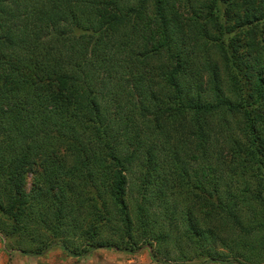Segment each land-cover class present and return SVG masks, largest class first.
<instances>
[{
	"label": "trees",
	"instance_id": "obj_1",
	"mask_svg": "<svg viewBox=\"0 0 264 264\" xmlns=\"http://www.w3.org/2000/svg\"><path fill=\"white\" fill-rule=\"evenodd\" d=\"M0 235L264 264V0H0Z\"/></svg>",
	"mask_w": 264,
	"mask_h": 264
},
{
	"label": "rangeland",
	"instance_id": "obj_2",
	"mask_svg": "<svg viewBox=\"0 0 264 264\" xmlns=\"http://www.w3.org/2000/svg\"><path fill=\"white\" fill-rule=\"evenodd\" d=\"M148 252L147 249H142L140 253L130 255L115 250L100 249L88 258H91L97 264H101L102 262L103 264H113L114 258H117V261L120 262L125 259H132L133 262L131 264H144V262H147V264H159L150 259ZM85 260L87 258L78 260L68 257L59 248H53L41 257L22 256L12 249L10 239L7 240L5 238L4 241L0 235V264H78Z\"/></svg>",
	"mask_w": 264,
	"mask_h": 264
},
{
	"label": "crops",
	"instance_id": "obj_3",
	"mask_svg": "<svg viewBox=\"0 0 264 264\" xmlns=\"http://www.w3.org/2000/svg\"><path fill=\"white\" fill-rule=\"evenodd\" d=\"M132 262H133L132 259H125L124 261L120 262V261H117V258H114L113 264H131ZM78 264H97V263L94 262L91 258H87V260L82 261ZM101 264H103V262ZM144 264H147V262H144Z\"/></svg>",
	"mask_w": 264,
	"mask_h": 264
}]
</instances>
